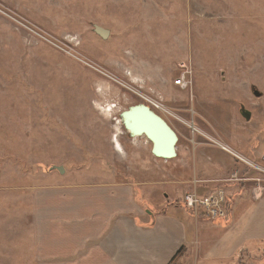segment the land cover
I'll use <instances>...</instances> for the list:
<instances>
[{"label":"rangeland","instance_id":"obj_1","mask_svg":"<svg viewBox=\"0 0 264 264\" xmlns=\"http://www.w3.org/2000/svg\"><path fill=\"white\" fill-rule=\"evenodd\" d=\"M0 8L16 18L0 12V264H37L15 248L29 242L20 223L33 221L35 192L47 186L125 182L149 213L180 200L182 184H164L171 169L175 181L191 174L179 152L157 158L121 127L122 153L112 143L118 112L146 104L140 95L172 111L164 118L178 144L195 133L254 161L264 154V0H0ZM182 63L191 81L184 89L174 84ZM181 257L172 264H192ZM238 257L264 264V242Z\"/></svg>","mask_w":264,"mask_h":264},{"label":"crops","instance_id":"obj_2","mask_svg":"<svg viewBox=\"0 0 264 264\" xmlns=\"http://www.w3.org/2000/svg\"><path fill=\"white\" fill-rule=\"evenodd\" d=\"M98 108L105 113L113 109ZM115 128L112 143L122 153L115 140L119 142L121 132ZM176 152L182 170L191 174L175 181L172 169L165 172V186L182 184L180 200L167 204L169 209L156 211L153 206L155 211L149 213L138 202L134 186L125 182L56 183L36 190L34 219L20 223L31 232L29 242L19 239L15 250L21 258L31 252L37 264H168L185 246L181 259H191L192 264H231L242 248L264 240V191L254 198L250 180L257 173L210 139H196L195 133L184 137ZM242 155L247 157L248 152ZM232 173L248 180L220 185ZM193 186L199 194L222 187L228 200L226 217L209 220L192 215L182 196Z\"/></svg>","mask_w":264,"mask_h":264},{"label":"built area","instance_id":"obj_3","mask_svg":"<svg viewBox=\"0 0 264 264\" xmlns=\"http://www.w3.org/2000/svg\"><path fill=\"white\" fill-rule=\"evenodd\" d=\"M0 12H2L5 15H8V17L12 18L13 20H16L13 16L5 12L2 8H0ZM21 26L25 27L35 35H37L40 38L47 39L50 41L48 37L44 35V33L40 30H38L36 27L34 28L31 25L24 24L20 22ZM55 46L58 48H61V46L54 43ZM75 58L79 59L77 56H74ZM83 62L88 63L85 60H82ZM92 66V65H91ZM181 68L184 67V69L180 72L177 79H175L174 84L175 86H179L181 88H187L190 86L191 81L189 79V70L184 66V63L181 64ZM113 79V78H112ZM118 81V80H117ZM116 81V82H117ZM119 82V81H118ZM119 84L126 86L124 83L119 82ZM146 104L155 112L160 114L161 116H173L172 111L168 108V106L161 100H157L153 97H150L148 95H140ZM193 126V125H192ZM194 131H198V129L194 128ZM209 139V138H208ZM214 144L219 146L222 150L228 152L233 157L238 159L240 162H242L247 168L249 167L251 170H254L255 172H258L262 175H264V154H261L257 160H251L248 157H245L232 149L227 144L222 143L219 140L216 139H210ZM234 180H240L245 181L248 180V178L237 176V173H232L229 178H224L222 181H234ZM250 180L255 181L254 186L252 187V195L254 198H258L261 196V194L264 191V177L261 179L260 177H254ZM195 182V181H194ZM182 203L186 209H188L192 215H203L205 218L209 220H216L218 218H225L227 215L228 210V200L227 195L225 193V190L222 187H218L209 193L206 194H199L196 190V188L193 186V188L182 196Z\"/></svg>","mask_w":264,"mask_h":264},{"label":"water","instance_id":"obj_4","mask_svg":"<svg viewBox=\"0 0 264 264\" xmlns=\"http://www.w3.org/2000/svg\"><path fill=\"white\" fill-rule=\"evenodd\" d=\"M93 31L103 39L107 37L109 30L98 25L93 26ZM254 96L260 97L261 92L252 87ZM247 110L245 119L249 118ZM117 127H122L129 137L143 136L150 143V152L153 156L162 159L176 157L178 134L171 126L147 105L138 103L121 111L117 118ZM164 136V137H163ZM56 170L63 172L62 166H55Z\"/></svg>","mask_w":264,"mask_h":264},{"label":"trees","instance_id":"obj_5","mask_svg":"<svg viewBox=\"0 0 264 264\" xmlns=\"http://www.w3.org/2000/svg\"><path fill=\"white\" fill-rule=\"evenodd\" d=\"M52 168V167H51ZM50 168V169H51ZM182 207H183V205H181ZM151 212V211H150ZM152 213V212H151ZM152 215V214H151ZM264 242V240H261V241H252L250 244L252 245V244H257V243H263ZM250 244L249 245H247L246 247H244V248H242L241 250H240V252L238 253V256H242V254L241 253H243V254H245V253H249V250H250ZM186 250V247L185 246H181L178 250H177V252L174 254V255H172V258L170 259V261L168 262V264H172L173 263V261L178 257H180V256H182V254H183V252ZM237 256V258L236 259H238L239 257ZM240 259H238V261H237V264H243L242 262H240Z\"/></svg>","mask_w":264,"mask_h":264},{"label":"flooded vegetation","instance_id":"obj_6","mask_svg":"<svg viewBox=\"0 0 264 264\" xmlns=\"http://www.w3.org/2000/svg\"><path fill=\"white\" fill-rule=\"evenodd\" d=\"M129 106H127L126 107V109L128 108ZM237 110H238V112H239V114H240V116H242L243 118H245V115H246V111H247V109H246V107H245V104H244V102H241V101H239L238 102V104H237ZM123 111V110H122ZM249 111V110H248ZM121 113V110L118 112V116H119V114ZM118 118V117H117ZM122 128V127H121ZM150 143H149V149H150Z\"/></svg>","mask_w":264,"mask_h":264},{"label":"bare ground","instance_id":"obj_7","mask_svg":"<svg viewBox=\"0 0 264 264\" xmlns=\"http://www.w3.org/2000/svg\"><path fill=\"white\" fill-rule=\"evenodd\" d=\"M112 106V105H111ZM105 107V106H104ZM107 108V107H106ZM195 127H192V129H194ZM196 129V128H195ZM115 140H116V148H117V150H119V151H121L122 150V147H121V145H120V143L117 141V139L115 138Z\"/></svg>","mask_w":264,"mask_h":264}]
</instances>
